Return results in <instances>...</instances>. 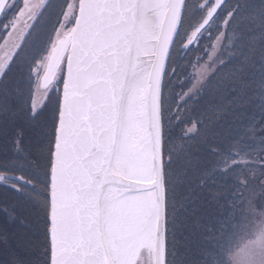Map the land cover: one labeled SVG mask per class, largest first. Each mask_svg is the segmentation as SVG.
<instances>
[{
    "label": "snow or ice",
    "instance_id": "1",
    "mask_svg": "<svg viewBox=\"0 0 264 264\" xmlns=\"http://www.w3.org/2000/svg\"><path fill=\"white\" fill-rule=\"evenodd\" d=\"M264 187V0H0V264H214Z\"/></svg>",
    "mask_w": 264,
    "mask_h": 264
},
{
    "label": "rangeland",
    "instance_id": "2",
    "mask_svg": "<svg viewBox=\"0 0 264 264\" xmlns=\"http://www.w3.org/2000/svg\"><path fill=\"white\" fill-rule=\"evenodd\" d=\"M214 264H264V187L252 185L228 214L217 237Z\"/></svg>",
    "mask_w": 264,
    "mask_h": 264
}]
</instances>
